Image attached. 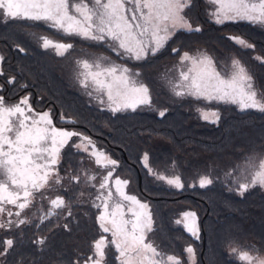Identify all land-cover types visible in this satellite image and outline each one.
Segmentation results:
<instances>
[{
    "label": "snow or ice",
    "instance_id": "6c2138e0",
    "mask_svg": "<svg viewBox=\"0 0 264 264\" xmlns=\"http://www.w3.org/2000/svg\"><path fill=\"white\" fill-rule=\"evenodd\" d=\"M209 21L216 25L246 22L264 27V0H204ZM193 0H0V19L41 23L64 38H78L102 45L115 53L120 61L142 62L155 57L180 32L200 33L188 12ZM40 47L53 50L56 56L71 55L74 44L47 35L36 37ZM242 49L255 46L240 36H228ZM20 51H24L23 48ZM178 56L173 66L175 75L165 72L162 79L174 97L202 103L197 106L202 120L218 124L220 112L213 104L235 105L245 112L264 113V88L257 85L249 68L237 57L219 64L206 50L195 52L172 48ZM4 57L0 56V61ZM255 60L264 64V57ZM75 78L85 94L95 100L101 110L118 112L140 108L158 111L163 118L167 109L154 107L152 94L139 70L117 62L103 53L75 60ZM4 73L0 70V76ZM15 77L7 80L13 85ZM26 87V85H21ZM25 95L8 104L0 95V230L37 229L53 217L72 216L74 203H89L96 209L95 221L100 235L91 241L87 255L78 254L71 264H196L192 244L183 253L164 251L152 238L155 218L150 204L126 191L130 181L117 174L119 162L83 132L55 126L51 110L37 112ZM65 124L78 123L72 116L60 114ZM76 137V140L73 138ZM71 142V144H70ZM85 153L99 171L81 165L61 175L59 165L65 146ZM141 163L147 174L163 181L170 189L185 188L176 161L166 171L154 169L144 153ZM229 191L243 196L250 188H264V153L245 154L234 168L224 173ZM68 180L65 185L63 181ZM220 181L211 168L197 173L189 188L206 189ZM76 187H73V186ZM94 190V191H92ZM61 191H74L76 199H65ZM55 193V195H51ZM47 201V208L44 207ZM87 215V213H86ZM33 220L39 223L33 225ZM194 240H200L198 217L185 211L175 220ZM68 230V225H64ZM46 237L37 236L31 243L38 248ZM13 238L0 244V264L14 248ZM229 254L240 264H264V254L254 245L242 248L229 244Z\"/></svg>",
    "mask_w": 264,
    "mask_h": 264
},
{
    "label": "trees",
    "instance_id": "16d2710c",
    "mask_svg": "<svg viewBox=\"0 0 264 264\" xmlns=\"http://www.w3.org/2000/svg\"><path fill=\"white\" fill-rule=\"evenodd\" d=\"M206 7L204 0H193L188 12L193 25L202 28L200 33L180 32L155 57L142 62L123 61L141 72L154 107L167 109L163 118L158 111L146 107L115 115L101 110L73 77L71 67L78 57L87 53L109 55V50L78 38H64L41 23L28 21L5 23L0 19V56L4 57L0 61L4 73L0 76V95L7 103H15L27 95L34 110H51L55 125L72 126L93 137L98 148L119 162L117 174L130 181L128 192L150 204L156 229L150 235L164 251L182 254L183 248L192 244L197 254L196 264H240L229 254L232 242L242 248L254 245L264 254V189L257 186L243 196L238 195L228 190L224 173L234 168L245 154L264 153V113L241 112L234 105L213 104L210 107L219 110L220 120L218 124L208 123L196 111L198 104L204 105L174 97L162 75L165 72L173 75L171 69L178 62L173 47L189 52L202 49L219 64L232 57L239 58L255 76L257 85L264 88V64L254 59L257 55L264 57V27L246 22L216 25L209 21ZM40 35L71 42L74 50L67 58L56 56L40 47L36 38ZM230 35L244 38L255 48H240L227 38ZM10 77H15L13 85L7 83ZM61 112L78 123H62ZM70 144L62 152L61 175L70 167L78 169L81 157H84L83 166L89 169L87 155L77 153ZM144 153H148L150 165L160 171H166L175 160L185 188L170 189L163 181L148 175L141 163ZM209 168L220 181L206 189L187 187L197 178V173ZM63 183L67 185L68 180ZM61 194L65 199H76L74 191H61ZM47 206L44 204L45 209ZM72 211V216L53 217L39 229L22 226V232L0 230V244L7 238L15 241L6 258L7 264H71L78 254L87 255L91 241L100 235L95 221L97 210L89 203H74ZM185 211L196 212L200 240H194L182 225L175 224ZM36 223L39 221L33 220V225ZM37 236L47 238L42 248L31 243ZM110 264H115L114 257Z\"/></svg>",
    "mask_w": 264,
    "mask_h": 264
},
{
    "label": "rangeland",
    "instance_id": "374dc122",
    "mask_svg": "<svg viewBox=\"0 0 264 264\" xmlns=\"http://www.w3.org/2000/svg\"><path fill=\"white\" fill-rule=\"evenodd\" d=\"M49 50H51V49H49ZM108 50V49H107ZM51 51H53V50H51ZM54 52V51H53ZM109 55L108 54H106L107 56H110L113 60H116L117 62H123V61H120V59L118 58V57H116V55H115V53H112V52H110L109 51ZM88 55H85V56H83V57H78L77 59H79V58H87L88 56H93V55H96V54H89V53H87ZM100 54V53H99ZM99 54H97V55H99ZM178 63V62H177ZM69 68H70V66H69ZM72 74L74 75L73 77L75 78V72H76V65H75V61H73V63H72ZM71 68H70V70H71ZM172 69H173V67H172ZM172 69H171V73L173 74V75H175L176 73L175 72H173L172 71ZM21 97H23V96H21ZM20 97V98H21ZM18 102V101H17ZM7 103V102H6ZM16 103V102H15ZM8 104H14V103H8ZM98 104V103H97ZM235 106V105H234ZM236 107V106H235ZM237 109V108H236ZM36 111V110H35ZM46 111H48V110H46ZM37 112H39V111H37ZM41 112H43V111H41ZM55 126H57V125H55ZM57 127H59V128H66V129H69V130H72V129H75V130H77V131H80V132H83L85 135H87V136H90L89 134H87L86 132H84V131H81L80 129H78V128H75V127H72V126H57ZM91 137V136H90ZM93 140H94V138L93 137H91ZM77 138L76 137H74L73 138V140H76ZM95 141V140H94ZM89 162H90V164H89V169H96L97 168V166L95 165V163L89 158ZM264 189V188H263ZM126 191L128 192V190L126 189ZM130 194H132V193H130ZM51 195H55V194H51ZM44 204H47V201H44ZM196 260H197V254H196Z\"/></svg>",
    "mask_w": 264,
    "mask_h": 264
}]
</instances>
